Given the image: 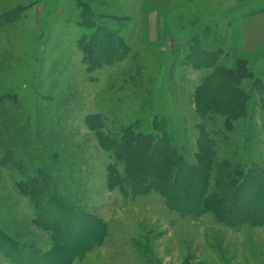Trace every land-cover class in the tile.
I'll list each match as a JSON object with an SVG mask.
<instances>
[{"label":"rangeland","instance_id":"1","mask_svg":"<svg viewBox=\"0 0 264 264\" xmlns=\"http://www.w3.org/2000/svg\"><path fill=\"white\" fill-rule=\"evenodd\" d=\"M259 2L0 0V264H264V225L184 215L157 192L111 189L114 161L86 124L101 115L119 134L164 119L191 163L205 129L219 163L264 170V35L256 17L241 29ZM99 27L127 53L96 68L83 47ZM237 61L251 78H239ZM223 72L234 73L240 105L204 114L197 94L218 90Z\"/></svg>","mask_w":264,"mask_h":264},{"label":"trees","instance_id":"2","mask_svg":"<svg viewBox=\"0 0 264 264\" xmlns=\"http://www.w3.org/2000/svg\"><path fill=\"white\" fill-rule=\"evenodd\" d=\"M110 32L99 27L89 53L83 47L91 64L99 63L96 68L119 62L126 56L127 46L124 41L119 35ZM93 48L99 49L101 53L94 54ZM237 64L239 69L236 74L241 80L252 77L247 74L245 63L237 61ZM241 69L242 74L238 72ZM231 75L222 73L218 90H212L211 87L207 89L205 86L199 91L197 103L201 112L207 114L219 105L223 108L220 113L233 111L234 107L238 109L240 97L236 89L232 88ZM233 117L240 118L237 113ZM86 124L96 133L100 145L110 152L114 161L108 169L111 189L118 187L123 194L135 198L157 192L170 210L184 215L213 214L216 219L233 225H264V214L250 213H256L260 206L264 207V170L248 163H219L213 142L204 132L205 129L198 143L200 153L197 162L191 163L180 153L164 119L156 117L148 132L136 124L121 128L119 134H113L106 128L101 115L88 116ZM42 180L44 185L49 181L46 176ZM31 183L33 188L27 187V190L33 199L38 183ZM258 187L263 191L257 190ZM239 205L242 207L237 210ZM39 208L42 206L39 205ZM91 220L96 230L102 227L97 220ZM93 246V243L87 245L89 248Z\"/></svg>","mask_w":264,"mask_h":264},{"label":"crops","instance_id":"3","mask_svg":"<svg viewBox=\"0 0 264 264\" xmlns=\"http://www.w3.org/2000/svg\"><path fill=\"white\" fill-rule=\"evenodd\" d=\"M261 1L262 2H259V3H263L264 4V0H261ZM260 10H261L260 13H256L253 16L248 17L249 19L248 18H245L243 20V26H241V29L243 31H245V28L248 25V21L251 18H253V17L259 18V19H256V21L258 23V26H257L258 27V31H257V33H258V35H262V37H263V35H264V8L262 7ZM251 30L252 31H255L254 28H252ZM260 46H261V44H260ZM262 47H264V46L262 45Z\"/></svg>","mask_w":264,"mask_h":264}]
</instances>
